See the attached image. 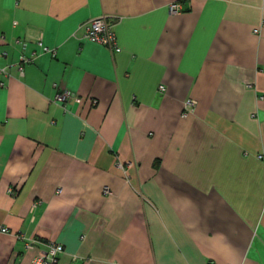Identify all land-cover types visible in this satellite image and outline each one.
Segmentation results:
<instances>
[{
	"label": "crops",
	"instance_id": "crops-1",
	"mask_svg": "<svg viewBox=\"0 0 264 264\" xmlns=\"http://www.w3.org/2000/svg\"><path fill=\"white\" fill-rule=\"evenodd\" d=\"M98 17L119 52L83 38ZM263 21L264 0H0V264L49 243L59 264H264Z\"/></svg>",
	"mask_w": 264,
	"mask_h": 264
},
{
	"label": "built area",
	"instance_id": "built-area-1",
	"mask_svg": "<svg viewBox=\"0 0 264 264\" xmlns=\"http://www.w3.org/2000/svg\"><path fill=\"white\" fill-rule=\"evenodd\" d=\"M168 11L170 14H179L182 11V6L180 3H171L168 6ZM261 27H264V21L262 22ZM83 38L96 43L103 45L110 49L113 52H119L120 48L116 42V36L113 31L112 25L107 22L106 17H98L94 18L88 22H86L83 26ZM255 33L258 32L257 29L254 30ZM39 51L40 49L43 52H50L47 48L41 47V44H38ZM38 53V52H37ZM36 53V54H37ZM31 58L28 56H22L19 62V72L24 73L23 63L30 62ZM6 72L5 69H0V74H4ZM4 87V85L2 84ZM162 90V87H159ZM70 98V94L68 92H60L55 96V100L58 102H65ZM195 104L191 99H187L184 103L183 112L181 114L182 118H187L191 114L194 113ZM119 168H123L120 163H117ZM104 193H108L107 189ZM9 233L8 227L4 226L0 223V235ZM28 248L32 247V242L27 244ZM64 252V248L62 245L57 243H49L48 251L46 254L40 255L36 257L32 264H59V257Z\"/></svg>",
	"mask_w": 264,
	"mask_h": 264
}]
</instances>
